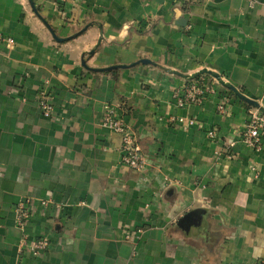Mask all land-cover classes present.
Segmentation results:
<instances>
[{
  "label": "crops",
  "instance_id": "obj_1",
  "mask_svg": "<svg viewBox=\"0 0 264 264\" xmlns=\"http://www.w3.org/2000/svg\"><path fill=\"white\" fill-rule=\"evenodd\" d=\"M32 1L67 40L28 0H0V264H264V153L240 141L252 107L219 84L176 101L206 70L264 109V0ZM105 104L134 131L141 172L120 164Z\"/></svg>",
  "mask_w": 264,
  "mask_h": 264
},
{
  "label": "built area",
  "instance_id": "obj_2",
  "mask_svg": "<svg viewBox=\"0 0 264 264\" xmlns=\"http://www.w3.org/2000/svg\"><path fill=\"white\" fill-rule=\"evenodd\" d=\"M217 84V81L213 79V81L209 82H194L187 85L176 93L177 106L182 108L193 104H201L209 95L215 96L217 94L214 88ZM38 96L42 112L49 114L51 107L45 100V91H40ZM228 104L229 98L222 97L216 105L217 113L224 115L227 111ZM168 122L170 125L177 123L183 129L194 125L193 120L187 117H171ZM100 125L110 132L120 135V164L132 171L141 172L146 166V158L134 131L126 125L115 105L105 104L103 106ZM208 136L213 138L214 133L209 132ZM240 141L254 152L264 153V114L258 109L251 108L247 112L246 120L240 133ZM233 146V143H228L223 147L221 152L226 159L232 158ZM46 203L42 201L40 204L44 206ZM30 208L31 203L27 200L17 205L16 213L19 227H22L28 220ZM20 246L28 249L31 255L37 256L48 249L49 243L46 238H38L29 242L26 237H23L20 241Z\"/></svg>",
  "mask_w": 264,
  "mask_h": 264
},
{
  "label": "water",
  "instance_id": "obj_3",
  "mask_svg": "<svg viewBox=\"0 0 264 264\" xmlns=\"http://www.w3.org/2000/svg\"><path fill=\"white\" fill-rule=\"evenodd\" d=\"M28 3H29V5H30L32 11L37 15V17H38V18H39V19L45 24V26L47 27V29L50 31V33H51L52 37L55 39V41H57V42H63L64 40H67V39H60V38H57V37L55 36V34L52 32V30L50 29V27H48V25L43 21V19H42V18L40 17V15L38 14V12H37V10H36L34 4H33V1H32V0H28ZM90 54H93V51H91ZM140 63H142V64H150V62H149L148 60H141ZM109 69H110V68L103 69V70L106 71V70H109ZM200 75H209V76H211L214 80L217 81V83H218L220 86H222V87L228 89L229 91H231V92H232V93H233L238 99H240V100H242L243 102H245L246 104L250 105L252 108H256V109H258L261 113L264 114V109H263L262 107H260V105H259L258 102L248 99L247 97H245L244 95H242V94H241L236 88H234L232 85L225 83V82L222 80L221 76H220L219 74H217V73L210 72V71H206V70H201V71H199L198 73H196V74L190 76L189 78H190V79H193V78H195V77H197V76H200Z\"/></svg>",
  "mask_w": 264,
  "mask_h": 264
},
{
  "label": "trees",
  "instance_id": "obj_4",
  "mask_svg": "<svg viewBox=\"0 0 264 264\" xmlns=\"http://www.w3.org/2000/svg\"><path fill=\"white\" fill-rule=\"evenodd\" d=\"M203 79H204L203 76H197V77L193 78L192 80H190V81L188 82V84H191V83H193V82L200 83V82L203 81ZM228 93H229L230 95H233V94L231 93V91H228Z\"/></svg>",
  "mask_w": 264,
  "mask_h": 264
}]
</instances>
